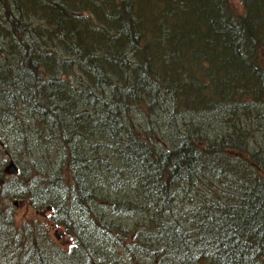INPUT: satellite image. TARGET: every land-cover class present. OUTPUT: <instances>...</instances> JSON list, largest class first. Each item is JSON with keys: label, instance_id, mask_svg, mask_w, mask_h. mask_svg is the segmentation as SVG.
Listing matches in <instances>:
<instances>
[{"label": "trees", "instance_id": "1", "mask_svg": "<svg viewBox=\"0 0 264 264\" xmlns=\"http://www.w3.org/2000/svg\"><path fill=\"white\" fill-rule=\"evenodd\" d=\"M240 2L0 0V264H264V0Z\"/></svg>", "mask_w": 264, "mask_h": 264}, {"label": "rangeland", "instance_id": "2", "mask_svg": "<svg viewBox=\"0 0 264 264\" xmlns=\"http://www.w3.org/2000/svg\"><path fill=\"white\" fill-rule=\"evenodd\" d=\"M230 1H231L232 5L235 6L236 11H238L239 13L243 12L240 0H230ZM1 156H2V154L0 153V157ZM3 159L4 160L7 159V155L5 153L3 155ZM11 164H13L16 167V165L14 163L9 162V164L7 166H4L2 168V178L0 179L1 184L4 182L6 183L8 181V179H10V177L17 175V172L15 174L8 172V168ZM14 202L18 203L19 207L21 208L19 216L16 218V221H17L16 223H23L24 221L30 220L33 218L34 212L29 207H26V203H24L23 200L20 202H18V201H14ZM25 218H27V219H25ZM57 234H58V232H57ZM60 242H62V239H60Z\"/></svg>", "mask_w": 264, "mask_h": 264}, {"label": "water", "instance_id": "3", "mask_svg": "<svg viewBox=\"0 0 264 264\" xmlns=\"http://www.w3.org/2000/svg\"><path fill=\"white\" fill-rule=\"evenodd\" d=\"M8 172L15 174L17 172V169L13 164H11L8 168ZM0 184H1V181H0ZM14 204L16 205L17 203L14 202ZM93 264H96V263H93ZM105 264H111V263H105Z\"/></svg>", "mask_w": 264, "mask_h": 264}, {"label": "bare ground", "instance_id": "4", "mask_svg": "<svg viewBox=\"0 0 264 264\" xmlns=\"http://www.w3.org/2000/svg\"><path fill=\"white\" fill-rule=\"evenodd\" d=\"M46 21V20H45ZM115 104V103H114Z\"/></svg>", "mask_w": 264, "mask_h": 264}]
</instances>
